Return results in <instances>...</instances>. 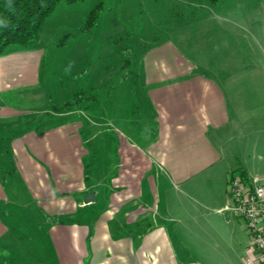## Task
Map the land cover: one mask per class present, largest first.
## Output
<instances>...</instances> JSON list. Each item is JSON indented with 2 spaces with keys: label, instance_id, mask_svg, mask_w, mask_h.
I'll return each instance as SVG.
<instances>
[{
  "label": "crops",
  "instance_id": "crops-1",
  "mask_svg": "<svg viewBox=\"0 0 264 264\" xmlns=\"http://www.w3.org/2000/svg\"><path fill=\"white\" fill-rule=\"evenodd\" d=\"M212 16L189 9L183 27ZM211 40L202 34L195 46L181 31L141 54L138 104L149 114L118 118L130 133L143 136L148 121L155 131L140 138L146 149L121 137L113 188L106 165L86 163L95 122L85 137L81 119L19 122L46 105L40 43L0 56V121L13 133L0 155L3 253L42 264L49 244L57 264H243L250 237L244 220L239 232L229 182L241 171L264 178L249 163L264 161V84L256 88L233 46L221 54Z\"/></svg>",
  "mask_w": 264,
  "mask_h": 264
},
{
  "label": "rangeland",
  "instance_id": "rangeland-1",
  "mask_svg": "<svg viewBox=\"0 0 264 264\" xmlns=\"http://www.w3.org/2000/svg\"><path fill=\"white\" fill-rule=\"evenodd\" d=\"M189 9L197 13L211 11L213 16L209 22L192 21V25H188L190 27L184 28L183 16L189 15ZM181 31L188 33L195 46H201L199 38L202 34L212 36L211 43L218 45L221 54L233 46L235 57L250 68L256 88L264 84V0H222L217 6L208 4L206 0L61 3L45 21L38 41L45 49L42 64L45 108L36 114L23 116L19 122L22 119V123L31 119L36 123L50 119L54 122L81 119L83 137L91 130V122H95L98 138L87 145L89 157L86 163L90 169L97 165L101 172L106 165L112 172L106 183L113 188L112 177L119 173L115 165L119 161L121 137L146 149L141 139L155 131L148 121L138 127V134L143 136L130 133L122 128L118 118L121 112L133 121L139 113L149 114L145 113L146 106L141 108L138 104L145 89L139 84L140 71L136 63L150 44ZM259 82L261 85H257ZM69 103L73 109L68 108ZM7 129L0 121V155L8 153L6 147L13 133L9 135ZM18 130L17 124V128L10 131L16 133ZM249 163L264 176V161L252 155ZM96 212L98 217H103V209ZM237 220L242 233L244 221L238 216ZM170 228L172 231L173 226ZM48 248L42 264H57L49 244ZM14 260L0 250L1 264H15Z\"/></svg>",
  "mask_w": 264,
  "mask_h": 264
},
{
  "label": "trees",
  "instance_id": "trees-1",
  "mask_svg": "<svg viewBox=\"0 0 264 264\" xmlns=\"http://www.w3.org/2000/svg\"><path fill=\"white\" fill-rule=\"evenodd\" d=\"M86 0H0V56L16 48H29L38 43L43 25L61 3ZM222 0H206L217 6ZM72 108V103L67 105ZM241 175H246L241 171ZM50 223H63L61 216L49 217Z\"/></svg>",
  "mask_w": 264,
  "mask_h": 264
},
{
  "label": "built area",
  "instance_id": "built-area-1",
  "mask_svg": "<svg viewBox=\"0 0 264 264\" xmlns=\"http://www.w3.org/2000/svg\"><path fill=\"white\" fill-rule=\"evenodd\" d=\"M231 210L245 221L250 237L243 264H264V178L234 174L229 182Z\"/></svg>",
  "mask_w": 264,
  "mask_h": 264
},
{
  "label": "water",
  "instance_id": "water-1",
  "mask_svg": "<svg viewBox=\"0 0 264 264\" xmlns=\"http://www.w3.org/2000/svg\"><path fill=\"white\" fill-rule=\"evenodd\" d=\"M95 199H96L95 194L90 193L85 197L84 202H85V204H90V203H93L95 201Z\"/></svg>",
  "mask_w": 264,
  "mask_h": 264
}]
</instances>
